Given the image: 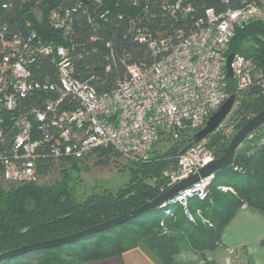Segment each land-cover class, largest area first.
Segmentation results:
<instances>
[{
	"label": "built area",
	"instance_id": "obj_1",
	"mask_svg": "<svg viewBox=\"0 0 264 264\" xmlns=\"http://www.w3.org/2000/svg\"><path fill=\"white\" fill-rule=\"evenodd\" d=\"M126 1L131 6H141L146 14L151 7H157L172 18L194 10L186 0ZM222 2L226 8H204L203 15L193 18V27L187 32L182 27L173 32L154 29L149 23L153 15L130 16L129 32L145 44L151 61L128 63L126 75L102 91L91 83L92 76L81 79L75 75L71 46L46 42L32 29L6 36L3 27L0 144L5 130L10 129L12 136L0 150V179L11 184L38 182L42 162L79 159L106 146L130 161H147L159 141L177 138L183 129H200L230 95L228 87L241 91L257 85L263 89L262 70L252 59L232 52L231 79L226 57L238 26L251 21L264 24V0H240L238 7L228 6L230 0ZM102 3L103 0H94V11L100 10L98 17L106 19L109 9H101ZM83 5L85 0H77L72 7L52 9L50 21L68 35L71 12H86ZM42 56L50 60L54 69L37 79L34 66ZM109 68L107 64L105 69ZM28 96H32L30 103L19 108L20 100ZM226 129L221 130L229 137ZM244 140L264 150V121ZM213 159V149L204 138L179 153L175 166L164 169L162 175L170 187ZM233 169L242 170L238 165ZM213 180L214 173L200 177L159 206L169 215L179 205L189 221L194 223L198 216L207 222L198 208L191 210L189 199H205ZM219 188L230 189L224 185ZM228 251L234 252L232 248Z\"/></svg>",
	"mask_w": 264,
	"mask_h": 264
},
{
	"label": "trees",
	"instance_id": "obj_2",
	"mask_svg": "<svg viewBox=\"0 0 264 264\" xmlns=\"http://www.w3.org/2000/svg\"><path fill=\"white\" fill-rule=\"evenodd\" d=\"M186 1L193 6V12L172 18L157 7H151L146 14L141 6H131L126 0H103L101 9H109L103 19L98 17L100 10L94 11V0H85L86 12L82 9L71 12V31L66 35L62 29L53 26L49 14L55 8L72 7L77 0H0V30L5 27L4 33L8 36L32 29L46 42L71 46L75 75L81 79L92 76L91 83L102 91L126 75L128 63L151 61L145 44L138 42L129 32L127 19L130 16L153 15L149 23L154 29L169 32L182 27L187 32L193 27V18L203 15L204 8L222 10L227 7L222 0ZM239 5L240 0H230L228 4L232 7ZM247 41L251 43L244 46ZM228 52H239L252 59L264 77V24L251 21L238 26ZM107 64L109 70L105 69ZM34 67L37 79L54 69L50 60L43 56ZM228 93L235 95L236 104L229 112V120L237 131L264 108V90L253 85L240 93L230 86ZM31 99L32 96L21 99L18 107L27 106ZM6 125L9 128L8 123ZM193 133L194 130H181L177 138L167 139L169 146L166 149L154 147L147 161L129 160L124 165L127 179L116 188L100 187L79 193L66 167L61 178L51 182L11 184L0 179V252L79 231L125 214L155 198L169 188L162 171L175 166L176 156ZM11 136V130H5L0 150L6 147ZM206 138L214 158L224 154L231 139L220 128ZM94 152L101 159L118 155L109 146ZM61 161L60 165L68 163L74 171L81 158ZM51 162H42L41 173L48 170ZM234 165L242 170H234ZM221 185L231 187L234 192L221 190ZM242 203L264 216V150L253 147L247 140L237 147L231 162L214 173L207 197L189 199L191 210L195 212L198 208L207 222L198 216L194 223L189 221L179 205H175L169 215L157 206L106 230L65 244L8 257L0 260V264H85L120 257L123 252L139 245L146 247L162 264H185L178 258L183 251L193 250L204 258L206 250L220 243L225 225ZM203 264L215 263L204 258Z\"/></svg>",
	"mask_w": 264,
	"mask_h": 264
},
{
	"label": "water",
	"instance_id": "obj_3",
	"mask_svg": "<svg viewBox=\"0 0 264 264\" xmlns=\"http://www.w3.org/2000/svg\"><path fill=\"white\" fill-rule=\"evenodd\" d=\"M232 52H229L226 57V67H227V75L228 77H232V71L230 68V62L232 59ZM235 102V95L230 94L225 101L219 106L217 110H215L205 121V124L195 131L192 136L189 138L188 143L180 150V153L185 151L188 147H190L193 143L198 142L204 138H206L209 134L214 132L218 126L221 124L226 115L231 111L233 104ZM262 121H264V108L260 110L258 113L253 115L249 120H247L231 137L228 146L222 156L219 158H214L209 161L205 165L198 168V170L188 177L176 182L168 189L161 192L155 198L149 200L143 205L125 213L120 216H116L114 218L105 220L93 226H89L87 228L81 229L79 231L56 237L50 238L42 241H37L29 244H24L22 246L12 248L6 251L0 252V260L17 256L19 254H23L29 252L31 250L39 249V248H49L61 244H65L76 239H79L85 235L96 233L102 230H106L110 227H113L117 224L123 223L139 214L147 211L151 208L159 206L166 199L175 194L178 190L183 189L184 187L192 184L200 177L209 175L211 173H215L216 171L225 168L232 160L233 155L237 147L243 142L245 136L257 125H259Z\"/></svg>",
	"mask_w": 264,
	"mask_h": 264
},
{
	"label": "crops",
	"instance_id": "obj_4",
	"mask_svg": "<svg viewBox=\"0 0 264 264\" xmlns=\"http://www.w3.org/2000/svg\"><path fill=\"white\" fill-rule=\"evenodd\" d=\"M230 190H234L230 187ZM226 191V190H225ZM243 204V203H242ZM229 248L234 250L229 253ZM185 264H203L204 258L215 264H264V216L257 211L240 206L225 225L220 243L208 249L204 258L193 250L179 255ZM85 264H162L146 247L140 245L102 260Z\"/></svg>",
	"mask_w": 264,
	"mask_h": 264
},
{
	"label": "rangeland",
	"instance_id": "obj_5",
	"mask_svg": "<svg viewBox=\"0 0 264 264\" xmlns=\"http://www.w3.org/2000/svg\"><path fill=\"white\" fill-rule=\"evenodd\" d=\"M249 43L251 42L247 41L244 42L243 45L246 46ZM261 73L263 75V71ZM245 90H241L239 92L242 93ZM235 104L236 100L233 104V107L235 106ZM229 116L230 115L228 113L221 122L222 126H218V128H227L226 130L230 138L236 131H234V124L229 120ZM168 146L169 141L161 140L157 144H155L154 147L158 150H164ZM100 159L101 158L97 156L96 152H92L91 154L81 158V162L79 163L78 169L74 171H72V169L68 167L69 164L65 161L64 162L66 164H64L63 166L60 165V162H63L61 160L51 162L52 164L48 165V170L45 173H41L40 180L38 182H51L61 178L62 170L64 167L67 168V171H70L71 177L74 180L75 187L78 189L79 193L90 192L92 189H98L100 187L116 188L126 181L127 174L124 170V165L130 162L127 158L119 154H114L110 155L106 159L102 158L101 161ZM186 251L187 250L183 251V254Z\"/></svg>",
	"mask_w": 264,
	"mask_h": 264
}]
</instances>
